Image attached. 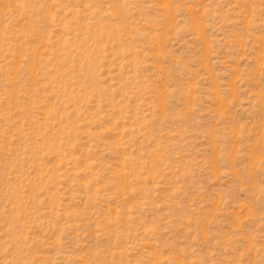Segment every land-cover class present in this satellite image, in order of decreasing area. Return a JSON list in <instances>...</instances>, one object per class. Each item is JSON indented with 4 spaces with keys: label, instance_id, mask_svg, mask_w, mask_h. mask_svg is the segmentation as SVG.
<instances>
[{
    "label": "rangeland",
    "instance_id": "1",
    "mask_svg": "<svg viewBox=\"0 0 264 264\" xmlns=\"http://www.w3.org/2000/svg\"><path fill=\"white\" fill-rule=\"evenodd\" d=\"M0 264H264V0H0Z\"/></svg>",
    "mask_w": 264,
    "mask_h": 264
}]
</instances>
